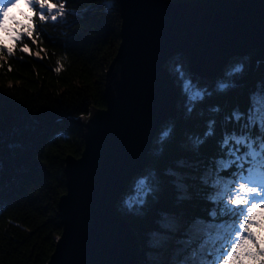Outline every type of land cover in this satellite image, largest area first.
Wrapping results in <instances>:
<instances>
[{
    "label": "trees",
    "instance_id": "16d2710c",
    "mask_svg": "<svg viewBox=\"0 0 264 264\" xmlns=\"http://www.w3.org/2000/svg\"><path fill=\"white\" fill-rule=\"evenodd\" d=\"M51 2L58 6L64 3L66 15L58 17L55 23L50 17L47 23L36 18L37 30L42 35L39 46L25 38L33 53L39 48L46 50L40 52L43 58L24 54L18 46L14 55L9 56L4 50L6 60L0 59V264L50 261L63 232L59 200L67 192L66 158H79L85 147L77 120L89 116L93 108L106 107V73L121 43L119 0ZM254 53L232 59L217 80L201 79L190 73L184 54H176L166 63L179 90L178 115L163 124L149 153L151 162L147 170L157 174V190L140 212L125 207L126 194L116 207L118 215L131 223L146 250L144 264H176L183 255L181 241L191 222L196 218L210 219L208 211L212 204L206 194L211 189L201 183L200 177L213 158L222 154L218 141L223 115L237 106L245 111L250 93L264 81V62H259L250 82L237 83L248 72ZM237 64L243 70L233 80L235 87L216 92L217 81ZM57 66L61 67L60 73L54 71ZM176 67H182L213 93L191 114L184 107ZM213 106L221 108L216 115V135L197 149L189 137L203 135L206 122L213 116L209 111ZM169 126L173 129L170 138L160 142L162 131ZM227 127L230 131L234 125ZM180 161H184L183 165ZM169 169L182 177L184 190L176 187V178L168 175ZM231 171L234 169L223 175L229 176ZM164 216L174 218V229L160 227ZM154 232L168 237L167 252L153 244ZM176 245H182L178 251L174 250Z\"/></svg>",
    "mask_w": 264,
    "mask_h": 264
},
{
    "label": "water",
    "instance_id": "95a60500",
    "mask_svg": "<svg viewBox=\"0 0 264 264\" xmlns=\"http://www.w3.org/2000/svg\"><path fill=\"white\" fill-rule=\"evenodd\" d=\"M121 43L105 78L104 109L77 123L85 147L66 158L63 227L48 264H144L146 250L117 213L128 185L149 168L152 143L178 115L179 90L166 67L184 54L190 73L215 80L255 52L238 84L264 62V0H119Z\"/></svg>",
    "mask_w": 264,
    "mask_h": 264
},
{
    "label": "snow or ice",
    "instance_id": "6c2138e0",
    "mask_svg": "<svg viewBox=\"0 0 264 264\" xmlns=\"http://www.w3.org/2000/svg\"><path fill=\"white\" fill-rule=\"evenodd\" d=\"M64 9V3L58 6L51 0H0V59L6 60L4 50L12 56L18 46L22 53L42 59L40 52L46 50L39 48L33 53L25 38L39 46L42 35L37 30L36 18L47 23L50 17L55 23L58 17L66 15ZM14 10L19 11L20 19L13 14ZM9 21L14 25L11 28ZM242 70L240 64L231 67L225 78L217 81L215 91L224 93L233 89V80ZM54 71L60 73L61 67L57 66ZM175 72L184 107L191 114L213 93L194 81L182 67H176ZM209 111L213 116L206 122L203 135L189 137L197 149L216 135V115L221 113V108L213 106ZM221 123L223 130L218 145L222 154L213 158L211 166L206 167L200 177L201 183L211 189L206 194V199L212 204L208 211L210 219L196 218L191 222L186 238L181 241L183 255L176 264H264V81L250 93L249 107L245 111L234 107L223 115ZM229 124L234 125L230 131ZM172 131L170 126L166 127L159 137L160 142L167 141ZM183 163L180 161L181 165ZM232 169L234 171L229 176L223 175ZM168 175L176 178L178 189L184 190L185 185L178 173L169 169ZM158 183L154 171L149 170L140 176L124 201L125 207L129 211L140 212L156 192ZM160 227L174 229V218L164 216ZM167 240L168 237L160 232L152 234L154 245H162Z\"/></svg>",
    "mask_w": 264,
    "mask_h": 264
},
{
    "label": "rangeland",
    "instance_id": "374dc122",
    "mask_svg": "<svg viewBox=\"0 0 264 264\" xmlns=\"http://www.w3.org/2000/svg\"><path fill=\"white\" fill-rule=\"evenodd\" d=\"M21 7H23V6H21ZM24 11L26 12V9H24ZM13 13H15V12H13ZM217 80V79H216ZM147 169L145 170V171H143L139 176H137L133 181H132V183H131V186H130V189H129V191L126 193V196H125V199L127 198V196L129 195V194H131L132 193V191H133V188H134V182H135V180L136 179H138L140 176H142L143 174H146L147 173ZM168 241H166L164 244H162V245H160V251H165V252H167V250H168V243H167ZM182 245H176V248L174 249L175 251H178L179 249H178V247H181ZM162 255H164V254H162Z\"/></svg>",
    "mask_w": 264,
    "mask_h": 264
}]
</instances>
